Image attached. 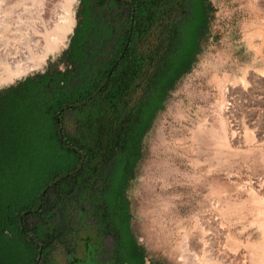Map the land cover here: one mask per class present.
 <instances>
[{"label":"rangeland","instance_id":"rangeland-1","mask_svg":"<svg viewBox=\"0 0 264 264\" xmlns=\"http://www.w3.org/2000/svg\"><path fill=\"white\" fill-rule=\"evenodd\" d=\"M77 3L0 0V47L14 41L19 30L46 38L69 20L63 43L48 54V62L66 45ZM209 7L213 44L158 115L134 188L138 228L152 249L175 264H184L187 251L206 256L208 263L220 264L215 253L225 264H264V36L255 38L253 52L245 39L248 25L258 31L264 18L247 22L240 0H209ZM258 12L264 17L263 9ZM238 77H245L246 85ZM14 113L15 130L6 127L0 136V224L10 234L6 220L40 206L39 213L24 218V232L34 251L39 246L40 264H65L68 247L59 228L66 221V184L78 161L77 153L67 152L73 137L65 134L60 142L50 121L42 125L28 112ZM4 114L6 119L9 111ZM204 123L219 131L218 140L194 139ZM93 201L77 216L94 214ZM17 240L15 261L29 264L32 258L22 252L26 239ZM9 259L0 243V264Z\"/></svg>","mask_w":264,"mask_h":264},{"label":"flooded vegetation","instance_id":"flooded-vegetation-1","mask_svg":"<svg viewBox=\"0 0 264 264\" xmlns=\"http://www.w3.org/2000/svg\"><path fill=\"white\" fill-rule=\"evenodd\" d=\"M143 2L78 0L62 50L42 70L0 89L2 98L12 86L35 83L31 92L23 85L20 95L29 98L14 112L42 125L60 122L57 130L64 126L73 137L67 152L78 161L59 228L65 264H175L141 235L134 188L158 115L213 44L210 7L209 0ZM141 8L146 33L137 40ZM90 199L95 213L77 216Z\"/></svg>","mask_w":264,"mask_h":264},{"label":"bare ground","instance_id":"bare-ground-1","mask_svg":"<svg viewBox=\"0 0 264 264\" xmlns=\"http://www.w3.org/2000/svg\"><path fill=\"white\" fill-rule=\"evenodd\" d=\"M241 1H244V7L246 8L245 10L248 13L249 20H247V22L253 20L260 21L261 18H264L263 15L258 12V9L264 10V0H240V2ZM68 22L69 20L63 21V23L58 27L55 26L54 29L50 31V33L46 32V38H42L41 35H38V37H36L37 34H35L34 32H30V34L28 32L23 33L19 30L14 38V41L8 43L9 45L5 43L2 48L0 47V85L4 83H12L17 79L20 80V78H22L29 72L41 68L45 63L48 54L56 51L58 47L63 43V39L66 35L65 33L69 29ZM252 27L253 25H248L247 34L245 37L246 40L250 41L247 48L251 52L258 49V47L254 44L255 38L264 36V26H261L258 31L253 30ZM3 34H5L6 36L5 32H3ZM1 36L2 35H0V38ZM5 36H3V38ZM32 41L35 45L32 44ZM238 82L246 85L247 80L245 77H238ZM218 132L219 131H215L213 128H209V123H204L199 124L196 127L193 135L194 139L201 137L203 140H205L209 137H214L216 140H218L220 137V134ZM187 242L189 245V240ZM194 255V257L190 256L187 251V253H185V255L183 256V259L185 260L184 264H216L213 262H206V256H203V258L200 259L196 254ZM212 256H214L213 258L215 259V261L220 260V264H225V261L220 257V254L216 255L215 253H213ZM209 259L211 258L209 257ZM209 259L208 261H210Z\"/></svg>","mask_w":264,"mask_h":264},{"label":"trees","instance_id":"trees-1","mask_svg":"<svg viewBox=\"0 0 264 264\" xmlns=\"http://www.w3.org/2000/svg\"><path fill=\"white\" fill-rule=\"evenodd\" d=\"M143 1L144 0H142V2ZM143 4H144V2H143ZM136 20H137V23H136L137 40H139L141 38V36L143 38L145 36V33H146L145 14H143L139 11L137 13ZM23 85L28 86V87L31 86L30 92L33 91V88L37 86L35 83H32L30 81H28V83L25 82L22 84H17L16 90L13 91L12 90L13 86H12V87L6 89L5 90V96L0 98V136H2V137L4 136L3 133H4V129H6V127L9 129V131L15 130L16 126L12 125L14 123L15 119L11 115V113L12 114L14 113L13 109L26 105L24 99L29 98L28 93H23L24 94V95L22 94L23 96L20 95V93L22 92V89H23ZM0 94H2V92ZM21 98H24V99H21ZM4 108L8 109V111H9V115L6 117V120L8 121L7 125H5V123H4L5 120H3V121L1 120L2 115H4L3 117H5ZM59 124H60V122H58L57 125L55 124V122H54V124L52 122V125L56 130V136L59 138V141L65 143V140H64L65 127L62 126L57 130V127L60 126ZM59 134H61V136ZM40 209L41 208L39 206L32 211H27V212L25 211V212L20 213L16 217V219H9V221L6 220V223H9V225L12 226V228H13L12 232H10V234L8 233L9 230L7 229V227L4 228L0 224L1 225L0 226V243L2 244V246H5L6 250L9 252V257H11V259L8 260V264H14V263L18 264L15 261V254L17 252V249H16L17 242H18L17 237L21 236V235L24 236V238L26 239V242H27L26 243L27 247H24L22 252L25 255H29L30 258H32V260L30 261L31 263L29 262V264H40L39 246L37 245L39 250L35 248V251H34V248L32 245L33 240L29 234L24 232V227H23V223H22L25 217L26 218L28 216L31 217V215H33L34 212L39 213ZM6 236H7V238H6ZM2 240H4V241H2ZM37 253H38V255H37ZM46 263L48 264V262H46ZM21 264H23V263H21Z\"/></svg>","mask_w":264,"mask_h":264}]
</instances>
